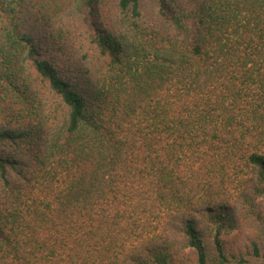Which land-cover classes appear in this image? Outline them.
<instances>
[{
  "label": "trees",
  "instance_id": "obj_1",
  "mask_svg": "<svg viewBox=\"0 0 264 264\" xmlns=\"http://www.w3.org/2000/svg\"><path fill=\"white\" fill-rule=\"evenodd\" d=\"M0 264H264V0H0Z\"/></svg>",
  "mask_w": 264,
  "mask_h": 264
},
{
  "label": "rangeland",
  "instance_id": "obj_2",
  "mask_svg": "<svg viewBox=\"0 0 264 264\" xmlns=\"http://www.w3.org/2000/svg\"><path fill=\"white\" fill-rule=\"evenodd\" d=\"M185 1H187V0H185ZM241 242V241H240Z\"/></svg>",
  "mask_w": 264,
  "mask_h": 264
}]
</instances>
